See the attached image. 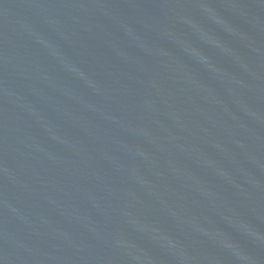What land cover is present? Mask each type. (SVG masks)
Returning <instances> with one entry per match:
<instances>
[{
	"label": "water",
	"instance_id": "95a60500",
	"mask_svg": "<svg viewBox=\"0 0 264 264\" xmlns=\"http://www.w3.org/2000/svg\"><path fill=\"white\" fill-rule=\"evenodd\" d=\"M0 264H264V0H0Z\"/></svg>",
	"mask_w": 264,
	"mask_h": 264
}]
</instances>
